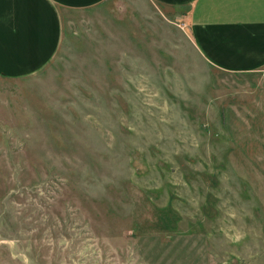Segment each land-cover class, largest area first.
I'll return each mask as SVG.
<instances>
[{
    "label": "rangeland",
    "instance_id": "obj_1",
    "mask_svg": "<svg viewBox=\"0 0 264 264\" xmlns=\"http://www.w3.org/2000/svg\"><path fill=\"white\" fill-rule=\"evenodd\" d=\"M63 17L0 77V264H264V72L203 61L183 8Z\"/></svg>",
    "mask_w": 264,
    "mask_h": 264
},
{
    "label": "crops",
    "instance_id": "obj_2",
    "mask_svg": "<svg viewBox=\"0 0 264 264\" xmlns=\"http://www.w3.org/2000/svg\"><path fill=\"white\" fill-rule=\"evenodd\" d=\"M107 0H0V77H30L59 52L64 15ZM185 9L203 61L230 74L264 72V0H151Z\"/></svg>",
    "mask_w": 264,
    "mask_h": 264
}]
</instances>
